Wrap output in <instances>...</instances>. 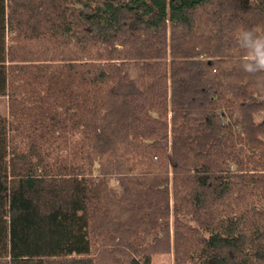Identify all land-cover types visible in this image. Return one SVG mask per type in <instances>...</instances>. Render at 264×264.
<instances>
[{
	"label": "trees",
	"instance_id": "16d2710c",
	"mask_svg": "<svg viewBox=\"0 0 264 264\" xmlns=\"http://www.w3.org/2000/svg\"><path fill=\"white\" fill-rule=\"evenodd\" d=\"M0 98V264H264V0H0Z\"/></svg>",
	"mask_w": 264,
	"mask_h": 264
},
{
	"label": "rangeland",
	"instance_id": "374dc122",
	"mask_svg": "<svg viewBox=\"0 0 264 264\" xmlns=\"http://www.w3.org/2000/svg\"><path fill=\"white\" fill-rule=\"evenodd\" d=\"M0 112L3 114H8V103L7 100L0 98ZM258 121L261 120V117L257 118ZM156 264H173V256L168 255L156 259Z\"/></svg>",
	"mask_w": 264,
	"mask_h": 264
}]
</instances>
